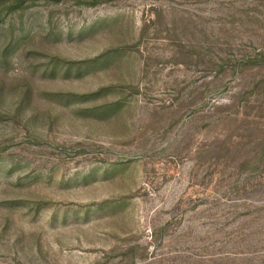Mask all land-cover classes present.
Masks as SVG:
<instances>
[{
  "label": "rangeland",
  "instance_id": "374dc122",
  "mask_svg": "<svg viewBox=\"0 0 264 264\" xmlns=\"http://www.w3.org/2000/svg\"><path fill=\"white\" fill-rule=\"evenodd\" d=\"M0 264H264V0H0Z\"/></svg>",
  "mask_w": 264,
  "mask_h": 264
}]
</instances>
